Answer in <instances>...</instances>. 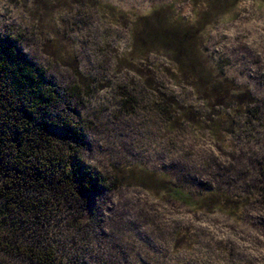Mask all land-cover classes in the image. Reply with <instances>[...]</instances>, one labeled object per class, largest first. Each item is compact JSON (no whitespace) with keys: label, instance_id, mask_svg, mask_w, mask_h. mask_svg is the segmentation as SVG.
Returning <instances> with one entry per match:
<instances>
[{"label":"rangeland","instance_id":"rangeland-1","mask_svg":"<svg viewBox=\"0 0 264 264\" xmlns=\"http://www.w3.org/2000/svg\"><path fill=\"white\" fill-rule=\"evenodd\" d=\"M208 1L0 0V30L69 102L78 173L96 180L81 216L36 227L0 198V264H264V0ZM142 17L161 42L134 31ZM73 67L90 95L67 98ZM241 88L254 101L239 109ZM208 193L237 213L201 211Z\"/></svg>","mask_w":264,"mask_h":264},{"label":"trees","instance_id":"trees-1","mask_svg":"<svg viewBox=\"0 0 264 264\" xmlns=\"http://www.w3.org/2000/svg\"><path fill=\"white\" fill-rule=\"evenodd\" d=\"M220 2H206V11L216 10ZM234 5L235 2L230 1L222 7L227 10ZM209 12H204L200 22L208 19ZM142 21L145 22L142 24ZM133 29L143 30L144 37L150 42H161V31L146 18L136 19ZM142 43L144 47L148 41L143 39ZM134 46L140 49V45ZM71 73L73 82L67 98L90 95L93 82L76 67ZM241 89L243 94L237 96L235 103L239 109L247 103L245 98L250 100L247 105L254 101L247 90ZM128 95L123 93L124 101H128ZM61 98L56 87L45 82L44 70L22 56L19 38L0 30V198L8 210L27 218L25 223L35 227L57 219V210L79 208L77 216H81L86 201L84 195L92 192L96 184L91 175L78 173L77 145L73 144L77 143L81 131L66 115L69 102L65 103ZM54 125L63 129L64 135L60 139L47 130ZM210 132L215 135L213 130ZM72 158L75 162H71ZM128 177L127 174L119 175L116 187L129 185ZM136 183L149 191L152 189L144 182ZM224 201L216 194L208 193L198 200L197 207L201 211L212 207L236 214L238 207H225ZM71 222L68 227L79 228L81 225V221L75 219ZM36 256L40 264L56 262L47 254L39 252ZM78 260L71 256L69 262L76 264Z\"/></svg>","mask_w":264,"mask_h":264}]
</instances>
